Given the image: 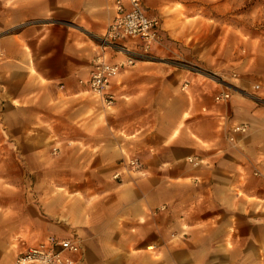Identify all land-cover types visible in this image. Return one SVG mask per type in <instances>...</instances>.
Returning a JSON list of instances; mask_svg holds the SVG:
<instances>
[{
  "label": "crops",
  "instance_id": "1",
  "mask_svg": "<svg viewBox=\"0 0 264 264\" xmlns=\"http://www.w3.org/2000/svg\"><path fill=\"white\" fill-rule=\"evenodd\" d=\"M141 2L151 16L168 0ZM114 12L0 0V264L49 235L77 238L79 264H264V101L243 91L264 81L139 56L105 106L81 80L102 52L124 61L101 45Z\"/></svg>",
  "mask_w": 264,
  "mask_h": 264
},
{
  "label": "rangeland",
  "instance_id": "2",
  "mask_svg": "<svg viewBox=\"0 0 264 264\" xmlns=\"http://www.w3.org/2000/svg\"><path fill=\"white\" fill-rule=\"evenodd\" d=\"M156 11L160 40L148 57L177 60L219 86L264 81V0H168ZM259 89L243 91L264 99Z\"/></svg>",
  "mask_w": 264,
  "mask_h": 264
},
{
  "label": "built area",
  "instance_id": "3",
  "mask_svg": "<svg viewBox=\"0 0 264 264\" xmlns=\"http://www.w3.org/2000/svg\"><path fill=\"white\" fill-rule=\"evenodd\" d=\"M114 16L108 23L105 32L100 36L103 50H112L124 54V61H110L105 52L100 53L92 61L88 78L82 81L90 93L98 96L105 106L113 104L115 98L108 90L110 81L126 63H133L134 58L149 56L152 46L160 40V29L157 20L146 14L141 0H114ZM210 77L212 74L205 73ZM218 79V78H217ZM220 82L227 84L224 80ZM187 85L185 82L184 86ZM264 88V82L255 85ZM230 92L221 90L214 95L216 102L228 100ZM255 98L264 101L262 97ZM230 131L246 132V124H234ZM229 139H233L229 135ZM141 162L138 157L132 156L125 161L126 171H139ZM112 177L120 178V172H115ZM80 245L75 237L58 238L49 235L46 240L36 246L29 247L17 255L14 264H79Z\"/></svg>",
  "mask_w": 264,
  "mask_h": 264
}]
</instances>
